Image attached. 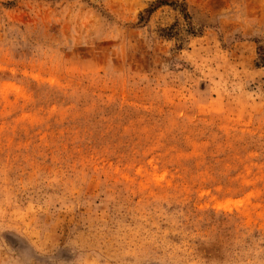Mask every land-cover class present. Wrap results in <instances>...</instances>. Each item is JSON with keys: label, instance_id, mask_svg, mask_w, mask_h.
Listing matches in <instances>:
<instances>
[{"label": "rangeland", "instance_id": "obj_1", "mask_svg": "<svg viewBox=\"0 0 264 264\" xmlns=\"http://www.w3.org/2000/svg\"><path fill=\"white\" fill-rule=\"evenodd\" d=\"M162 1L0 0V264H264V0Z\"/></svg>", "mask_w": 264, "mask_h": 264}, {"label": "trees", "instance_id": "obj_2", "mask_svg": "<svg viewBox=\"0 0 264 264\" xmlns=\"http://www.w3.org/2000/svg\"><path fill=\"white\" fill-rule=\"evenodd\" d=\"M154 5V4H153ZM162 5H170V6H174V7H180V4L178 1L176 2H172L171 4H167L166 2H163L162 0H159V3L157 6H155V9L159 6H162ZM154 12V9L153 8H150L148 10L145 11V13L147 14V16H150L152 13ZM141 21H146V18L141 16ZM260 51L262 52V55H261V64H264V48L261 47L260 48Z\"/></svg>", "mask_w": 264, "mask_h": 264}]
</instances>
